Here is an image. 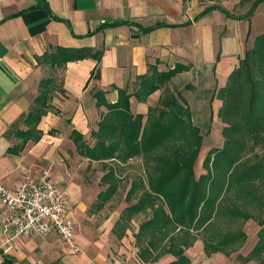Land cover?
Here are the masks:
<instances>
[{
  "label": "crops",
  "instance_id": "crops-1",
  "mask_svg": "<svg viewBox=\"0 0 264 264\" xmlns=\"http://www.w3.org/2000/svg\"><path fill=\"white\" fill-rule=\"evenodd\" d=\"M216 1L0 0V184L15 190L26 178L45 171L55 180L68 181L67 174L61 172L65 153L70 150L65 136L75 149L69 139L71 130L91 134L106 112L105 107L96 106L92 90L105 91L107 102L115 103L119 94L114 87L133 90L137 78L157 62L159 71H168L178 63L191 65L190 71L181 76L217 72L221 77L224 69V81H218L225 84L244 56L247 41L264 33V2L249 20L227 17L217 8L196 19L213 6L223 7L234 17L246 16L253 5H241V0ZM236 5L241 6L238 14L231 11ZM116 23L120 24L109 25ZM151 27L155 28L143 32ZM57 47L103 50V55L99 62L90 57L57 70L38 64V58ZM95 68L98 78H92ZM47 70L52 72L49 76ZM48 77L55 78L56 91L48 114L37 127L41 139L24 140L19 132L28 130L25 119L39 94L40 81ZM156 93L147 103L132 98L133 113L146 114L149 107L155 106ZM52 130L57 133L50 135ZM70 182L64 187L70 204L68 213L75 222L82 252H72L57 235H36L8 243L1 224L0 202V264L6 260L14 264H170L176 260L165 255L155 263H144L135 246L134 235L140 225L136 219L122 239L113 233L121 214L107 219L94 235L95 226L84 225L83 221L87 211L97 214L91 206L99 193L86 210L84 190ZM249 227L255 236L251 243ZM259 230L257 222L248 221L244 227L247 241L231 256L216 253L206 257L201 240L187 249L186 255L191 264H240L237 255L251 252L259 240Z\"/></svg>",
  "mask_w": 264,
  "mask_h": 264
},
{
  "label": "trees",
  "instance_id": "trees-1",
  "mask_svg": "<svg viewBox=\"0 0 264 264\" xmlns=\"http://www.w3.org/2000/svg\"><path fill=\"white\" fill-rule=\"evenodd\" d=\"M250 2L253 5L246 16L234 17L223 7L213 6L196 19L217 8L227 17L249 20L264 0H241L240 4ZM102 55L103 50L57 47L38 58V64L57 70L90 57L99 62ZM190 69L191 65L180 63L168 71H159L158 62L149 65L148 73L137 78L133 90L114 87L119 94L115 103L107 102L105 91H91L96 106L106 109L91 131L92 142L76 129L69 134L76 154L89 162L87 171L94 163L103 171L100 185L104 190L91 210L102 211L117 195L123 165L142 159L145 177L132 179L126 196L128 205L113 233L122 239L134 219L148 215L134 235L138 257L144 263L172 255L176 260L170 264H191L186 250L198 240L204 244L206 257L216 253L231 256L246 243L244 227L254 220L260 226L259 240L247 256L239 254L236 258L240 264H264V33L255 37L253 46L218 92L223 102L218 116L225 125L224 143L208 152L203 162L206 173L199 177L195 165L204 137L193 122L189 106L174 94L161 98L146 114H134L131 104L132 98L147 103L154 93ZM93 77H99L97 68ZM55 83L54 77L40 81L39 94L25 119L28 130L19 132L20 138L41 139L37 127L51 108ZM56 133L52 130L50 135ZM227 220L238 222V230L220 232ZM4 263L14 264L10 260Z\"/></svg>",
  "mask_w": 264,
  "mask_h": 264
},
{
  "label": "rangeland",
  "instance_id": "rangeland-1",
  "mask_svg": "<svg viewBox=\"0 0 264 264\" xmlns=\"http://www.w3.org/2000/svg\"><path fill=\"white\" fill-rule=\"evenodd\" d=\"M216 2H219V0ZM219 3H221V1ZM230 4L233 6L234 3L231 2ZM240 7L241 6L236 5L231 11L235 14H238ZM253 42V37L251 40L247 41L246 50L253 46ZM228 63V61L225 62V67L228 66ZM46 73L49 76L52 72L47 70ZM224 74L225 71L223 69L221 72V77L220 73L217 72H202L198 74L193 73L192 75L188 76L179 75V77L174 78L172 82L164 86L160 93L157 92L154 95V105H157L161 98H165L169 94H174L182 99L183 104L189 106L192 113L193 122L197 127L200 128L201 134L204 137L203 145L195 165L197 177L206 173L203 168V162L208 152L212 148H221L224 143L222 131L225 125L218 116V112L223 105L222 100H220L218 96V92L227 83H219V81H224ZM57 80H61L60 76L57 77ZM86 138L89 142H92L90 134H88ZM65 141L70 150L65 153V162H63L64 170L62 169L61 172L64 171L67 174V179L68 181H71L70 183H75L84 190L86 195V198L84 199L86 204L85 209L88 210L96 195L100 191L104 190V187L100 185L103 171L97 163H94L91 166V169L87 171L89 164L88 160H85L76 154L75 149L67 140L66 136ZM122 173L123 175L121 176L120 189L113 200L106 205L104 210L100 213L94 214V216L91 214L90 210L86 212L87 217H85L83 221L84 225H94V235L97 234L96 230H98L105 223V221H107V219H109L111 216L116 217L117 215L121 214L123 209L128 205L126 202V196L130 189L132 179L145 177V166L143 160H131L128 164L123 165ZM58 181H60L64 187H66L68 182H62L61 180ZM145 218L146 216L137 217V224L141 223L143 220H145ZM252 225L253 223H251L250 227ZM221 226L222 227H220L219 230L222 233L238 230V222H234L232 220L223 221ZM250 227L248 229L250 236L248 243H251L255 238Z\"/></svg>",
  "mask_w": 264,
  "mask_h": 264
},
{
  "label": "built area",
  "instance_id": "built-area-1",
  "mask_svg": "<svg viewBox=\"0 0 264 264\" xmlns=\"http://www.w3.org/2000/svg\"><path fill=\"white\" fill-rule=\"evenodd\" d=\"M0 202L1 224L8 243L36 235H57L72 252H82L75 222L68 213L67 192L49 172L26 178L15 190L0 184Z\"/></svg>",
  "mask_w": 264,
  "mask_h": 264
}]
</instances>
